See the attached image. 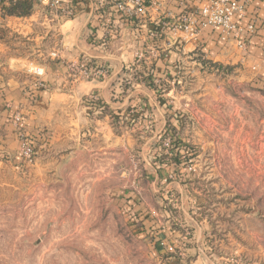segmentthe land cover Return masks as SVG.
Listing matches in <instances>:
<instances>
[{
    "label": "rangeland",
    "instance_id": "obj_1",
    "mask_svg": "<svg viewBox=\"0 0 264 264\" xmlns=\"http://www.w3.org/2000/svg\"><path fill=\"white\" fill-rule=\"evenodd\" d=\"M36 4L55 21L73 18L50 0ZM50 39L39 62L55 53ZM16 40L8 39L11 49ZM33 69L25 65L17 76L39 81L43 72ZM254 75L244 62L198 55L179 63L169 95L182 115L175 134L189 143L181 166L189 178L187 189L165 199L162 184L145 177L141 150L118 161L117 172L88 164L84 179L60 178L50 141L19 130L33 151L0 159V264H189L196 257L264 264V84ZM116 187L137 194L132 207L111 196Z\"/></svg>",
    "mask_w": 264,
    "mask_h": 264
},
{
    "label": "crops",
    "instance_id": "obj_2",
    "mask_svg": "<svg viewBox=\"0 0 264 264\" xmlns=\"http://www.w3.org/2000/svg\"><path fill=\"white\" fill-rule=\"evenodd\" d=\"M114 3L105 0L99 9L95 0H74L73 18L56 21L48 13H39L36 0L25 16L8 15L0 7V159L19 155V130L50 141V152L58 155L52 161L54 173L58 176L61 170L60 178L84 179L88 164L94 170L117 172L118 161L125 164L130 153L141 150L145 177L150 186L162 184L165 199L173 190L182 193L188 187L175 177L177 171L184 172L182 165L156 168L152 164L155 153L150 152L164 131L178 137L175 130L182 127L180 107L169 95L179 63L198 55L220 64L244 62L254 70L253 80L264 84V1L250 0L244 16L236 17L245 49L231 37L222 40L220 31L211 27L193 40L171 31L161 39L151 38L153 20L129 19ZM194 7L192 0H162L161 7L149 13L159 19ZM85 23L88 33L84 30L80 37ZM12 36L17 40L11 49L8 39ZM49 39L55 53L39 62L41 48L50 54ZM25 65L43 69L39 81L17 76ZM97 67H104L107 74L85 77L82 73L83 68ZM140 139L144 143L139 144ZM179 139L189 146L186 138ZM84 155L90 156L88 161ZM57 165H63L62 169ZM111 196L118 200L138 197L122 187L113 188ZM189 264L243 263L196 257Z\"/></svg>",
    "mask_w": 264,
    "mask_h": 264
},
{
    "label": "built area",
    "instance_id": "obj_3",
    "mask_svg": "<svg viewBox=\"0 0 264 264\" xmlns=\"http://www.w3.org/2000/svg\"><path fill=\"white\" fill-rule=\"evenodd\" d=\"M51 4L67 14H73L74 9L71 5L74 0H50ZM99 9L104 5L105 0H95ZM194 2V8L189 11H182L177 16L165 17L159 16V19L152 18L149 13V9H159L162 5V0H115L114 6L127 16L129 19H147L153 20L155 28L149 32V37L159 38L166 36L168 32H175L179 34L184 40L196 39L200 31L206 27L218 29L221 33L222 40L233 38L236 41V45L242 49H245L246 40L241 37V28L237 24L236 17L244 16L245 9L250 3V0H192ZM264 1V0H263ZM7 3V0H0V7ZM252 29V25L249 26V30ZM150 38V39H151ZM42 70L39 67L33 69V73L37 75L42 74ZM82 73L85 77H104L107 72L104 67H97L94 70L87 68L82 69ZM162 142L160 138V147L163 152L171 154L169 147L171 144L170 134L164 132ZM21 138V137H20ZM32 149L29 142H26L25 138L20 139V152L22 155L29 156L32 154ZM191 170V167H187ZM185 169V167H184ZM187 171V170H185ZM171 178V176H169Z\"/></svg>",
    "mask_w": 264,
    "mask_h": 264
},
{
    "label": "trees",
    "instance_id": "obj_4",
    "mask_svg": "<svg viewBox=\"0 0 264 264\" xmlns=\"http://www.w3.org/2000/svg\"><path fill=\"white\" fill-rule=\"evenodd\" d=\"M34 2L35 0H7V3L2 5L1 8L3 12L8 15L25 16L28 15L32 10ZM144 80L147 83L149 82L146 80V78H144ZM148 84L151 85L152 83H148ZM170 139H171V144L169 147V151L171 152V154H167L163 152L162 148L160 147V152L158 154H154L152 157V164L156 168H161L162 166H166L170 163L176 166L185 163L184 160L188 155L189 146L182 143V141L178 137H176L171 131H170ZM175 177L178 178L182 183H187V180L189 178V173H179L177 171V175ZM122 199L120 200V202L123 207L125 206L127 208L132 207L133 204L131 203L132 198L129 197L125 199L124 197ZM134 218L137 219L135 215Z\"/></svg>",
    "mask_w": 264,
    "mask_h": 264
}]
</instances>
